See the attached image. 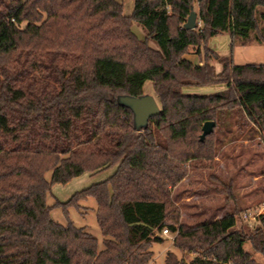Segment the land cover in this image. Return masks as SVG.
Returning <instances> with one entry per match:
<instances>
[{
  "label": "trees",
  "instance_id": "16d2710c",
  "mask_svg": "<svg viewBox=\"0 0 264 264\" xmlns=\"http://www.w3.org/2000/svg\"><path fill=\"white\" fill-rule=\"evenodd\" d=\"M195 3L201 25L189 31ZM223 33L232 48L264 45V0H134L129 16L117 0H0V264H155L165 229L176 251L166 264H264L246 250L264 258V214L251 234L238 210L188 226L172 199L187 161L163 131L183 106H206L220 140L264 143V64L220 56L209 43ZM148 82L161 114L138 130L119 99L144 96ZM211 87L224 89L199 90ZM109 169L69 202L47 204L53 185ZM89 198L101 249L85 228L52 218Z\"/></svg>",
  "mask_w": 264,
  "mask_h": 264
},
{
  "label": "rangeland",
  "instance_id": "374dc122",
  "mask_svg": "<svg viewBox=\"0 0 264 264\" xmlns=\"http://www.w3.org/2000/svg\"><path fill=\"white\" fill-rule=\"evenodd\" d=\"M124 6L126 15L134 11V0H117ZM197 13L198 26L199 6L194 5ZM187 22V21H186ZM140 38L145 37V32L137 25L133 28ZM210 48L220 56H233L238 66L247 64H264V45L252 42L247 46L232 48V38L229 33H223L210 40ZM188 59L198 62L197 49L191 48L186 55ZM217 70L221 69L216 64ZM221 87L200 88L203 93L220 91ZM145 95H154L153 85L148 82L144 87ZM210 110L203 105L193 103L183 106L171 127L163 131L169 142L171 151L187 161L188 174L172 191V199L181 210L183 224L193 226L204 222H211L240 211L238 227L251 234L255 229L258 217L264 214V143L258 136L253 140L240 137L237 140L226 133V138L220 140L214 132L206 137L204 142H199L204 124L211 119ZM223 141V142H222ZM192 157H195L193 160ZM114 170L109 169L98 174L86 173L66 185H53L48 195L47 204L54 206L56 203H67L74 195L108 179ZM52 173L46 174V179L51 181ZM232 185L234 198H229L225 188ZM82 207L75 206L55 208L52 218L66 226L72 222L78 228H85L89 234L99 241L100 249L103 248V235L99 227L96 209L97 201L89 198L79 203ZM251 213L253 219H243L244 214ZM164 243L152 246L155 264H166L169 251H174L168 237ZM246 250L254 254L255 259L263 263L264 258L255 254L250 244Z\"/></svg>",
  "mask_w": 264,
  "mask_h": 264
},
{
  "label": "water",
  "instance_id": "95a60500",
  "mask_svg": "<svg viewBox=\"0 0 264 264\" xmlns=\"http://www.w3.org/2000/svg\"><path fill=\"white\" fill-rule=\"evenodd\" d=\"M197 13L192 9L190 16L185 23L186 30H195L198 27ZM119 103L132 110L134 113L135 126L138 130L148 126L149 121L161 114V109L157 100L152 95H144L142 97L122 96ZM215 122L207 121L202 129L201 142H204L207 136L214 132Z\"/></svg>",
  "mask_w": 264,
  "mask_h": 264
},
{
  "label": "built area",
  "instance_id": "2783aa9c",
  "mask_svg": "<svg viewBox=\"0 0 264 264\" xmlns=\"http://www.w3.org/2000/svg\"><path fill=\"white\" fill-rule=\"evenodd\" d=\"M245 220H250V219H253V215L251 213H247V214H244V217H243ZM163 236L165 237H169L170 236V232L168 229H165L163 231Z\"/></svg>",
  "mask_w": 264,
  "mask_h": 264
},
{
  "label": "crops",
  "instance_id": "0c3cea01",
  "mask_svg": "<svg viewBox=\"0 0 264 264\" xmlns=\"http://www.w3.org/2000/svg\"><path fill=\"white\" fill-rule=\"evenodd\" d=\"M191 60H192V59H191ZM192 61H195V58H194ZM221 88H222V89H221ZM221 88H220L221 90H223V89H224L223 87H221Z\"/></svg>",
  "mask_w": 264,
  "mask_h": 264
}]
</instances>
